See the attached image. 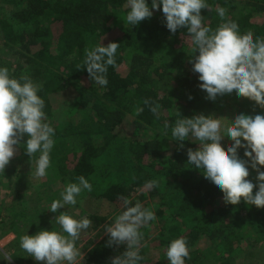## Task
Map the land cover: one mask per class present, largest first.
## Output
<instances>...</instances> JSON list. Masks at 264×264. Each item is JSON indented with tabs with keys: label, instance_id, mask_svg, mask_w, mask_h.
<instances>
[{
	"label": "trees",
	"instance_id": "1",
	"mask_svg": "<svg viewBox=\"0 0 264 264\" xmlns=\"http://www.w3.org/2000/svg\"><path fill=\"white\" fill-rule=\"evenodd\" d=\"M206 3L201 15L211 29L232 21L242 35L264 39V0ZM125 5L126 0H0V66L40 85L46 122L55 129L51 166L41 178L44 204L49 208L79 176L92 184L70 207L74 218L92 221L77 241L81 264H111L123 253L125 246L107 245L104 231L123 210L122 198L134 204L138 198L156 215L140 229L141 264H169L168 244L181 237L189 249L185 264H264V208L225 204L222 193L187 163L188 148L195 150L198 142L186 140L179 148L171 136L180 114L215 115L228 127L241 112L264 110L245 98L207 100L189 63L195 53L187 30L171 33L160 10L132 27L124 22ZM219 7L226 9L223 20ZM100 42L120 44L103 88L92 84L83 65L85 49ZM230 144L222 140L223 149ZM22 147L0 173V238L11 235L7 251L22 256L24 264H39L20 249L19 239L58 225L39 210H27L24 192L13 184L35 170L36 157L29 159ZM239 155L244 158L242 149ZM249 171L255 183L256 173Z\"/></svg>",
	"mask_w": 264,
	"mask_h": 264
},
{
	"label": "clouds",
	"instance_id": "2",
	"mask_svg": "<svg viewBox=\"0 0 264 264\" xmlns=\"http://www.w3.org/2000/svg\"><path fill=\"white\" fill-rule=\"evenodd\" d=\"M124 22L136 26L153 16L154 10L163 13L166 28L171 33L186 29L191 37L192 51L189 58L192 71L198 74V87L206 93V99L216 101L218 97L245 98L264 110V39L253 38L252 33L241 34L237 23L227 21L215 30L204 23L202 9H208L206 0H126ZM223 20L226 9L217 8ZM118 43L110 42L85 49L83 65L93 85L106 87L107 72L115 66ZM40 85L29 77L10 75L7 67L0 66V173L23 145L24 153L35 158L34 177L43 178L51 166L50 153L54 147V127L46 122L43 98L38 95ZM192 97L189 96V99ZM148 104V101H145ZM142 110V109H141ZM150 110L156 113L157 109ZM175 121L171 129L172 140L197 141L199 146L187 150V163L199 170L203 177L222 193L227 205L244 204L264 208V114L249 115L243 112L224 127L222 119L215 115L198 114ZM167 128V124L165 125ZM231 142L222 148V140ZM243 150V157L239 150ZM38 154V155H37ZM256 173L255 183L248 179L250 171ZM155 181L149 182L153 187ZM256 189L253 194V189ZM92 191V184L84 176L69 183L53 200L48 211L57 214L52 221L59 231L40 229L33 235L23 234L19 247L37 262L43 264H81L82 253L77 247L81 233L92 224L87 217L74 218L65 211V206H74L82 192ZM123 199V210L115 220L105 225L108 246L124 245V251L111 259V264H141V227L156 220L152 210L140 203L132 204ZM51 221V222H52ZM169 264H185L189 258L187 241L181 237L172 240L165 253ZM11 256L0 253V260Z\"/></svg>",
	"mask_w": 264,
	"mask_h": 264
},
{
	"label": "rangeland",
	"instance_id": "3",
	"mask_svg": "<svg viewBox=\"0 0 264 264\" xmlns=\"http://www.w3.org/2000/svg\"><path fill=\"white\" fill-rule=\"evenodd\" d=\"M33 171H27L25 174H23V176L21 177V179H15L13 184L16 185V183H19L18 187H16V189H20L21 192H24L23 198L25 199V205H26V209L29 211H34V210H39L45 214H47L51 220L54 219V217L59 214V213H52L48 211V207L44 204V196H43V191L41 190V178H36L33 175ZM7 191L2 190L1 193L5 194ZM23 194V193H22ZM134 202V201H133ZM132 202V204H134ZM136 202H141V200H139L137 198ZM71 206L66 205L65 209H59L58 212L60 211H65L67 214L69 215H73V210L70 208ZM119 212L116 210L113 215H117ZM4 215V214H3ZM53 223H55V221H52ZM56 231H59V226L56 227ZM13 240V237L11 235H7L4 237L0 238V253H7L8 255L11 256L10 260L8 261H4V260H0V264H24L25 263V259L20 256V255H14L11 252L7 251V245L9 243H11V241ZM120 246H124V245H120ZM148 249L147 252L148 253H152V256H154V260L157 259L158 257V252L153 248L154 245L149 244L147 245ZM14 259L16 260V262L14 261ZM258 257L256 258L255 263H257ZM39 264H43V262H38ZM254 264V263H253Z\"/></svg>",
	"mask_w": 264,
	"mask_h": 264
}]
</instances>
